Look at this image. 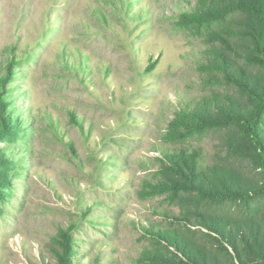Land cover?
I'll list each match as a JSON object with an SVG mask.
<instances>
[{
  "label": "rangeland",
  "instance_id": "1",
  "mask_svg": "<svg viewBox=\"0 0 264 264\" xmlns=\"http://www.w3.org/2000/svg\"><path fill=\"white\" fill-rule=\"evenodd\" d=\"M199 4L0 0V78L20 119L0 145L24 172L0 201V264H58L64 235L76 263L147 264L146 232L184 206L154 186L169 120L213 90L197 65L220 25L185 18ZM177 145L228 158L221 131Z\"/></svg>",
  "mask_w": 264,
  "mask_h": 264
},
{
  "label": "trees",
  "instance_id": "2",
  "mask_svg": "<svg viewBox=\"0 0 264 264\" xmlns=\"http://www.w3.org/2000/svg\"><path fill=\"white\" fill-rule=\"evenodd\" d=\"M187 19L213 29L197 65L213 90L185 102L169 120L166 149L158 158L156 188L182 196V213L146 232L147 264H264V0H200ZM13 63L8 65L12 71ZM0 78V141L18 135L20 119ZM225 134L228 158L210 164L177 145L190 135ZM233 158V160H231ZM21 157L0 145V201L15 198L11 169ZM11 195H7L5 190ZM11 202V200H10ZM186 203V204H185ZM58 264H80L64 235Z\"/></svg>",
  "mask_w": 264,
  "mask_h": 264
}]
</instances>
